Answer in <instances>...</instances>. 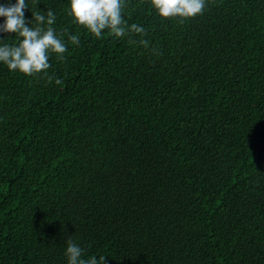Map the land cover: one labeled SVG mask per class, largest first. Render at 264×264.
<instances>
[{
    "label": "trees",
    "instance_id": "1",
    "mask_svg": "<svg viewBox=\"0 0 264 264\" xmlns=\"http://www.w3.org/2000/svg\"><path fill=\"white\" fill-rule=\"evenodd\" d=\"M26 2L67 51L59 85L0 62V264H67L69 240L105 264H264V0H127L147 33L123 38Z\"/></svg>",
    "mask_w": 264,
    "mask_h": 264
},
{
    "label": "clouds",
    "instance_id": "2",
    "mask_svg": "<svg viewBox=\"0 0 264 264\" xmlns=\"http://www.w3.org/2000/svg\"><path fill=\"white\" fill-rule=\"evenodd\" d=\"M126 3L127 0H69L67 15L74 24L82 26L95 38H102L105 31L112 38H123L129 33L145 36L147 30L142 25H129L123 19L122 10ZM150 5L161 18L188 19L203 13L206 0H150ZM27 8L29 6L26 0L0 4V17L4 18L0 23V34H15L17 37L14 43H4L3 39L7 35L0 36V62L10 71H18L27 76L43 72L49 81L54 80L59 85L62 81L48 76L46 71L51 67V54L63 61V54L67 51L66 42L57 36L53 27L56 16L50 9L46 11V15L41 14V11H32L31 20H26ZM68 41L78 45L79 37L68 35ZM132 44L147 47L148 41L133 40ZM84 251L77 243L69 240L64 253L67 264H105V255L85 259Z\"/></svg>",
    "mask_w": 264,
    "mask_h": 264
},
{
    "label": "bare ground",
    "instance_id": "3",
    "mask_svg": "<svg viewBox=\"0 0 264 264\" xmlns=\"http://www.w3.org/2000/svg\"><path fill=\"white\" fill-rule=\"evenodd\" d=\"M230 166V165H229ZM228 168V167H227ZM230 168V167H229ZM243 191V190H242ZM250 196V195H249Z\"/></svg>",
    "mask_w": 264,
    "mask_h": 264
}]
</instances>
